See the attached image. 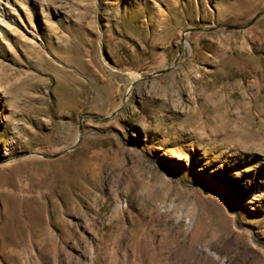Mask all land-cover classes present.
I'll list each match as a JSON object with an SVG mask.
<instances>
[{
    "label": "rangeland",
    "instance_id": "1",
    "mask_svg": "<svg viewBox=\"0 0 264 264\" xmlns=\"http://www.w3.org/2000/svg\"><path fill=\"white\" fill-rule=\"evenodd\" d=\"M0 264H264V0H0Z\"/></svg>",
    "mask_w": 264,
    "mask_h": 264
},
{
    "label": "water",
    "instance_id": "2",
    "mask_svg": "<svg viewBox=\"0 0 264 264\" xmlns=\"http://www.w3.org/2000/svg\"><path fill=\"white\" fill-rule=\"evenodd\" d=\"M64 152H61V153H56V154H43L42 156L45 157V158H55V157H58L60 155H62Z\"/></svg>",
    "mask_w": 264,
    "mask_h": 264
}]
</instances>
